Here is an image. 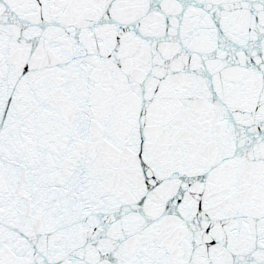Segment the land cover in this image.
I'll use <instances>...</instances> for the list:
<instances>
[{"label":"snow or ice","instance_id":"obj_1","mask_svg":"<svg viewBox=\"0 0 264 264\" xmlns=\"http://www.w3.org/2000/svg\"><path fill=\"white\" fill-rule=\"evenodd\" d=\"M0 264H264V0H0Z\"/></svg>","mask_w":264,"mask_h":264}]
</instances>
